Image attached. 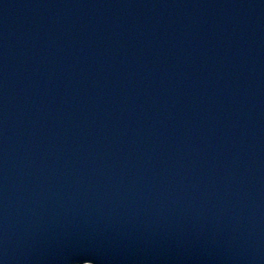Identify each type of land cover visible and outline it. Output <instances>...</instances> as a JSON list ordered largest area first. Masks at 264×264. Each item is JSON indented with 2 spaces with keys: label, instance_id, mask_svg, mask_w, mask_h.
<instances>
[{
  "label": "water",
  "instance_id": "95a60500",
  "mask_svg": "<svg viewBox=\"0 0 264 264\" xmlns=\"http://www.w3.org/2000/svg\"><path fill=\"white\" fill-rule=\"evenodd\" d=\"M84 258L264 264V0H0V264Z\"/></svg>",
  "mask_w": 264,
  "mask_h": 264
},
{
  "label": "snow or ice",
  "instance_id": "6c2138e0",
  "mask_svg": "<svg viewBox=\"0 0 264 264\" xmlns=\"http://www.w3.org/2000/svg\"><path fill=\"white\" fill-rule=\"evenodd\" d=\"M74 261H84L85 264H95V261L93 259H90V258L77 259V260H74ZM74 261H72V264H73Z\"/></svg>",
  "mask_w": 264,
  "mask_h": 264
}]
</instances>
